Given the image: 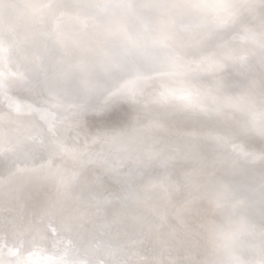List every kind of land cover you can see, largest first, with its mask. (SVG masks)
Instances as JSON below:
<instances>
[{
    "label": "water",
    "instance_id": "obj_1",
    "mask_svg": "<svg viewBox=\"0 0 264 264\" xmlns=\"http://www.w3.org/2000/svg\"><path fill=\"white\" fill-rule=\"evenodd\" d=\"M187 2L0 0V264L259 259L264 0L223 30L221 9ZM128 41L148 48L145 79L101 110L131 78L111 68ZM165 53L180 63L162 74Z\"/></svg>",
    "mask_w": 264,
    "mask_h": 264
},
{
    "label": "snow or ice",
    "instance_id": "obj_2",
    "mask_svg": "<svg viewBox=\"0 0 264 264\" xmlns=\"http://www.w3.org/2000/svg\"><path fill=\"white\" fill-rule=\"evenodd\" d=\"M114 7L120 6H131V5H112ZM158 6H168L177 7L178 5H158ZM183 7L190 8L195 11H204L207 9H221L224 14L222 20L215 19V12H210L209 15L212 16L213 27L217 30H223L227 28L231 23H234L239 15L240 9L252 8L253 5L248 3V0H218V3L207 4L204 0H188ZM0 7H7V5L0 4ZM241 61L243 57L239 58ZM152 60L148 48L145 45L138 44L135 41H128L123 49L122 55L116 59L112 64L111 68L117 73H126L130 79H125L124 82L116 88L114 91L109 89L106 94V103L100 106L101 110H107L113 104L117 103L121 99H131L138 94L139 89L136 87L137 84L141 83L145 79L146 74L141 71V65ZM152 62L159 65V67L165 70L162 74H167V70L176 67L180 63V56L178 53H165L159 60H153ZM4 73L0 72V82L4 79ZM172 99H178L184 101L186 104H191L192 93L187 90L173 91L171 94ZM252 122L255 126L259 124V131L264 133V113H261L259 117L255 114L252 115ZM104 135H109L111 139L115 140L118 138V133L115 129L110 132L104 133ZM67 151L65 145L61 141H56L51 149L50 154L55 157L56 155ZM261 246L259 250V259L243 261V260H233L230 264H264V226L261 228ZM236 237V233L230 236H226L221 232V238L226 242H233ZM61 264H73L70 261H62Z\"/></svg>",
    "mask_w": 264,
    "mask_h": 264
}]
</instances>
